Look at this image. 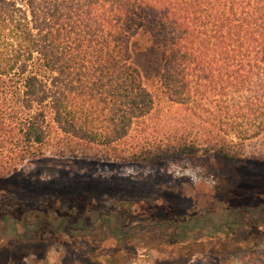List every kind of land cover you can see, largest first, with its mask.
<instances>
[{"label":"trees","instance_id":"trees-1","mask_svg":"<svg viewBox=\"0 0 264 264\" xmlns=\"http://www.w3.org/2000/svg\"><path fill=\"white\" fill-rule=\"evenodd\" d=\"M148 24L160 43L159 80L168 97L194 109L216 107L211 152L221 183L229 179L225 163L234 161L237 176L226 190L244 194L246 184V207L238 213L251 214L254 198L264 196L256 188L264 187V175L258 183L253 169L264 163L230 155L228 136L243 142L264 133V0H0V137L12 146L0 153V167L14 172L41 154L50 123L95 144L125 138L155 104L132 62L133 33ZM197 151L195 141L181 147L186 155ZM16 178L0 175V183L14 185L0 186V264H25L44 243L80 240L92 250L112 240L115 252L100 253L108 264L126 261L128 243L170 248L166 255L180 258L198 246L224 261L234 245L229 235L241 224L231 221L224 232L207 228L206 215L188 217L162 201L140 208L121 199L100 207L84 197L53 210L26 204ZM60 264H68L66 257Z\"/></svg>","mask_w":264,"mask_h":264},{"label":"rangeland","instance_id":"rangeland-1","mask_svg":"<svg viewBox=\"0 0 264 264\" xmlns=\"http://www.w3.org/2000/svg\"><path fill=\"white\" fill-rule=\"evenodd\" d=\"M131 41L132 62L154 98L152 111L136 121L125 138L108 145L64 135L50 123V134L39 146L41 154L18 164L14 172L12 168L0 167V175L17 174L18 197L26 199V204L51 206L53 210L63 209L72 202H83L84 197L105 206L121 199L131 200L140 208L162 201L163 205L188 217L206 215V227L218 226L221 232L227 230L231 221H241L229 235L234 245L224 261L197 250V244L190 256L180 258L175 253L168 257L166 252L170 248L146 249L142 245L134 248L128 243V255L123 264H264V213L259 212L264 202L258 201L264 196L255 197V211L246 212L243 217L238 211L239 205L246 207L241 203L246 201V184L244 194L226 190L234 186L237 176L234 161L225 163L223 168L229 179L221 183L220 161L217 162L211 152L212 133L220 124L215 118L216 107L210 104L194 109L168 97L159 80L160 43L152 36L149 24L133 33ZM228 140L232 142L228 153L233 157L264 163V133L243 142L233 135L228 136ZM194 141L198 145L197 153L183 154V144ZM10 147L9 138L1 136L0 153H7ZM206 148L210 151H205ZM262 167L256 165L253 169L258 183L263 181L264 165ZM5 185L0 183L6 190L14 186L13 183ZM57 198L60 202L53 201ZM146 237L147 241L154 239L153 234ZM104 245L100 250H92L83 240L69 245H64L63 241L44 243L42 252L37 250L40 253L26 256L25 264H60L63 256L68 264H108L100 253H114V242L107 241ZM0 259H4L3 253Z\"/></svg>","mask_w":264,"mask_h":264},{"label":"flooded vegetation","instance_id":"flooded-vegetation-1","mask_svg":"<svg viewBox=\"0 0 264 264\" xmlns=\"http://www.w3.org/2000/svg\"><path fill=\"white\" fill-rule=\"evenodd\" d=\"M0 182H1V180H0ZM88 201H89L90 204L92 203L90 200H88ZM97 205L100 206V207H101V206H104V205H101V203H100V205H99V204H97ZM156 205H157V204H156ZM156 205H155V206H156ZM159 206H160V205H159ZM162 206H163V205H162ZM64 245H69V244L64 243Z\"/></svg>","mask_w":264,"mask_h":264}]
</instances>
